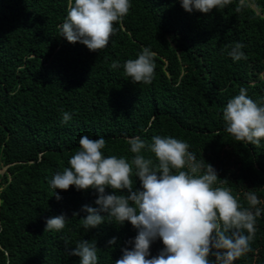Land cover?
<instances>
[{"label": "trees", "instance_id": "obj_1", "mask_svg": "<svg viewBox=\"0 0 264 264\" xmlns=\"http://www.w3.org/2000/svg\"><path fill=\"white\" fill-rule=\"evenodd\" d=\"M0 264H264V0H0Z\"/></svg>", "mask_w": 264, "mask_h": 264}, {"label": "water", "instance_id": "obj_2", "mask_svg": "<svg viewBox=\"0 0 264 264\" xmlns=\"http://www.w3.org/2000/svg\"><path fill=\"white\" fill-rule=\"evenodd\" d=\"M6 166H7V164H4V165H2V166L0 167V173L3 172V170L5 169Z\"/></svg>", "mask_w": 264, "mask_h": 264}]
</instances>
